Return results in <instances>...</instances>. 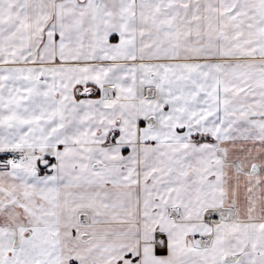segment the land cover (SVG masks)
<instances>
[{
	"label": "snow or ice",
	"instance_id": "snow-or-ice-1",
	"mask_svg": "<svg viewBox=\"0 0 264 264\" xmlns=\"http://www.w3.org/2000/svg\"><path fill=\"white\" fill-rule=\"evenodd\" d=\"M0 264H264V0H0Z\"/></svg>",
	"mask_w": 264,
	"mask_h": 264
}]
</instances>
